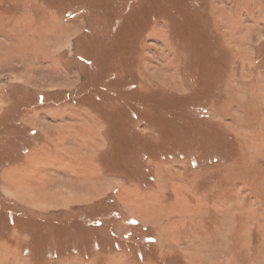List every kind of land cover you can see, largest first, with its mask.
Returning <instances> with one entry per match:
<instances>
[{
    "label": "rangeland",
    "instance_id": "1",
    "mask_svg": "<svg viewBox=\"0 0 264 264\" xmlns=\"http://www.w3.org/2000/svg\"><path fill=\"white\" fill-rule=\"evenodd\" d=\"M0 240L264 264V0H0Z\"/></svg>",
    "mask_w": 264,
    "mask_h": 264
},
{
    "label": "crops",
    "instance_id": "2",
    "mask_svg": "<svg viewBox=\"0 0 264 264\" xmlns=\"http://www.w3.org/2000/svg\"><path fill=\"white\" fill-rule=\"evenodd\" d=\"M24 158V157H23ZM23 160V159H22ZM24 161V160H23ZM21 163V162H20ZM19 164V163H18ZM101 167H103V166H101ZM104 170V169H103ZM1 241V240H0ZM9 243V242H8ZM10 244V243H9ZM48 260V259H47Z\"/></svg>",
    "mask_w": 264,
    "mask_h": 264
}]
</instances>
